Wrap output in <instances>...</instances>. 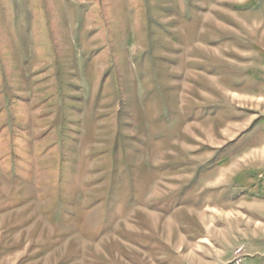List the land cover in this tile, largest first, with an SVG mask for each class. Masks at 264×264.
Masks as SVG:
<instances>
[{
  "label": "rangeland",
  "instance_id": "374dc122",
  "mask_svg": "<svg viewBox=\"0 0 264 264\" xmlns=\"http://www.w3.org/2000/svg\"><path fill=\"white\" fill-rule=\"evenodd\" d=\"M229 257L264 264V0H0V264Z\"/></svg>",
  "mask_w": 264,
  "mask_h": 264
},
{
  "label": "crops",
  "instance_id": "0c3cea01",
  "mask_svg": "<svg viewBox=\"0 0 264 264\" xmlns=\"http://www.w3.org/2000/svg\"><path fill=\"white\" fill-rule=\"evenodd\" d=\"M249 204H256L257 202H252V201H250V202H248ZM212 209H216V208H212ZM218 212H220L218 209H216ZM231 210H229V209H226V210H224V213H228L229 214V212H230ZM256 221V220H255ZM204 225H205V227H206V231L207 232H205L204 234H202L201 236H197L195 239H192V238H189V236H187V234H184V233H179L180 235H182V237H184L185 238V240L187 241V242H192V241H198L200 244L201 243H206V242H208V241H210L211 240V237L209 236V231L210 230H208V225L206 226V222L204 223ZM166 242V241H165ZM209 243V242H208ZM172 249V248H171ZM172 254L174 255V254H176V252L172 249ZM175 256H177V255H175ZM172 258H174V256H172L171 258H169V260L171 261L172 260ZM232 258H223V259H219V262H220V264H225L226 262H228V261H230ZM165 263V262H164ZM215 264H218V263H215Z\"/></svg>",
  "mask_w": 264,
  "mask_h": 264
},
{
  "label": "built area",
  "instance_id": "2783aa9c",
  "mask_svg": "<svg viewBox=\"0 0 264 264\" xmlns=\"http://www.w3.org/2000/svg\"><path fill=\"white\" fill-rule=\"evenodd\" d=\"M240 260H241L240 257H236V258L234 259L233 263H234V264H241V263H240Z\"/></svg>",
  "mask_w": 264,
  "mask_h": 264
}]
</instances>
